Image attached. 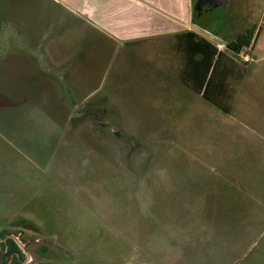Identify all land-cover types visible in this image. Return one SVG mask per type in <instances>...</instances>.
<instances>
[{
    "label": "rangeland",
    "instance_id": "obj_1",
    "mask_svg": "<svg viewBox=\"0 0 264 264\" xmlns=\"http://www.w3.org/2000/svg\"><path fill=\"white\" fill-rule=\"evenodd\" d=\"M42 1L0 0V17ZM230 11L238 34L264 0ZM80 31L69 85L41 56L0 57V240L22 234L6 264H264V142L182 84L173 35Z\"/></svg>",
    "mask_w": 264,
    "mask_h": 264
},
{
    "label": "crops",
    "instance_id": "obj_2",
    "mask_svg": "<svg viewBox=\"0 0 264 264\" xmlns=\"http://www.w3.org/2000/svg\"><path fill=\"white\" fill-rule=\"evenodd\" d=\"M204 2L45 0L40 2L38 8L34 6L33 16L24 13L23 16L19 15L21 17H0V57L13 51L22 56L24 63H31L32 60L36 61L33 55L41 56V61L38 59L41 77H45L46 72L54 73L55 70L64 69V81L69 85L68 64L71 62V56L81 54L79 41L83 31L77 33L79 26L87 34L82 40L87 37L93 41L103 40V43H100L102 47L106 45L105 42L107 45L112 41L126 44L127 41H137L155 35H173L178 43L176 50L179 52L180 36L192 31L191 26L196 21L197 26L211 33L214 38L222 40L214 43L206 38L225 55V59L230 58L231 62L235 63L225 80L230 85V112L238 123L237 133L242 135L243 128L255 136L258 142H264V19L246 27L254 28L251 44L239 55L233 56L225 48V44L233 40L241 28L237 27L239 22L236 18L231 16L233 0H215L217 7H212L211 10L208 2L201 7ZM196 6L201 9L196 10ZM49 22L53 24L49 25ZM233 28L237 30H231ZM74 39L77 43L75 50L72 46ZM17 40L21 42L17 43ZM245 53L249 57L248 62L242 59ZM254 150L258 152V162H264V145ZM18 231L32 232L27 228ZM14 236L21 242L22 234ZM2 254L3 252L0 255Z\"/></svg>",
    "mask_w": 264,
    "mask_h": 264
},
{
    "label": "trees",
    "instance_id": "obj_3",
    "mask_svg": "<svg viewBox=\"0 0 264 264\" xmlns=\"http://www.w3.org/2000/svg\"><path fill=\"white\" fill-rule=\"evenodd\" d=\"M193 24L197 25L196 21ZM253 32L254 28L242 30L236 34L233 40L225 44L226 50L233 56L239 55L243 49L250 46ZM180 37L179 48L184 57V65L180 73L182 84L214 107L224 113H229L230 96H228V91L230 85L226 82L225 76L231 73L235 63L231 62L230 58L225 59V55L219 52L212 42L193 31ZM0 238H3L1 232ZM0 244L3 247L2 250H5V253L2 254V264H6L12 254H17L20 257V248L12 239H6L4 243ZM16 257H13L12 262L17 260Z\"/></svg>",
    "mask_w": 264,
    "mask_h": 264
},
{
    "label": "water",
    "instance_id": "obj_4",
    "mask_svg": "<svg viewBox=\"0 0 264 264\" xmlns=\"http://www.w3.org/2000/svg\"><path fill=\"white\" fill-rule=\"evenodd\" d=\"M202 1H205V2L201 5V7H203V5L206 4V2L210 3L209 10H211L212 7H217L216 4H215V0H202ZM201 7H197V6H196V10H200ZM191 30H192L193 32H196L197 34H199V35H201V36H203V37L209 39V40H213V38H214V36H213L211 33L205 31L204 29H202L201 27H199V26H197V25H195V24H193V25L191 26ZM86 111H87L88 114H90V115H94L95 118H96L97 120L100 118L101 109L88 108ZM6 239H12V240L15 241V243H16L18 246H21V247H22V243H21V242L19 241V239H18L17 237H15L14 235L8 236V237H6L5 239L0 240V241H5ZM27 257H29V255H27Z\"/></svg>",
    "mask_w": 264,
    "mask_h": 264
},
{
    "label": "flooded vegetation",
    "instance_id": "obj_5",
    "mask_svg": "<svg viewBox=\"0 0 264 264\" xmlns=\"http://www.w3.org/2000/svg\"><path fill=\"white\" fill-rule=\"evenodd\" d=\"M195 13H196V12H195ZM4 242H5V241H4ZM4 242L0 241V243H4ZM2 252H3V254H4V253H5V250H3ZM14 256H17V255H16V254H12V255L10 256L11 262L13 261V257H14ZM10 259H9V261H10ZM9 261H8V262H9ZM8 262H7V263H8Z\"/></svg>",
    "mask_w": 264,
    "mask_h": 264
},
{
    "label": "built area",
    "instance_id": "obj_6",
    "mask_svg": "<svg viewBox=\"0 0 264 264\" xmlns=\"http://www.w3.org/2000/svg\"><path fill=\"white\" fill-rule=\"evenodd\" d=\"M242 59H243L245 62H248V61H249V57H248L247 55H244V56L242 57Z\"/></svg>",
    "mask_w": 264,
    "mask_h": 264
}]
</instances>
